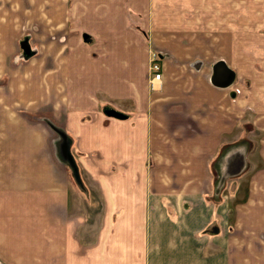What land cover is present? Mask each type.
I'll use <instances>...</instances> for the list:
<instances>
[{
	"label": "crops",
	"instance_id": "0c3cea01",
	"mask_svg": "<svg viewBox=\"0 0 264 264\" xmlns=\"http://www.w3.org/2000/svg\"><path fill=\"white\" fill-rule=\"evenodd\" d=\"M243 2L259 7L257 0H0L11 10V21L0 18L11 47L14 22L24 18L61 33L47 42L18 38L33 50L25 66L7 64L0 52V264H264V72L240 60L258 51L225 49L227 22L241 21ZM216 42L227 56L219 59L250 77L245 96L211 83ZM152 51L161 71L154 88ZM247 108L254 162L237 178H224L222 166L219 179L212 163ZM60 130L63 157L53 140ZM71 145L101 211L71 209L80 191L88 193L71 179Z\"/></svg>",
	"mask_w": 264,
	"mask_h": 264
},
{
	"label": "rangeland",
	"instance_id": "374dc122",
	"mask_svg": "<svg viewBox=\"0 0 264 264\" xmlns=\"http://www.w3.org/2000/svg\"><path fill=\"white\" fill-rule=\"evenodd\" d=\"M258 2V6L257 8L253 7H249L248 9V2H243L242 3V7L240 11H237V14H241V21L240 22H227V29H226V34H227V40H226V45L227 47L225 48L227 53L229 52V55L233 53V51H236V47L237 50L238 49H242L243 51H253V53H255V51L259 52V55H253L248 57V58H242L240 59L241 62L243 63V67H253L252 69L255 72V69L258 71L261 70L262 72H264L262 69H264V0H257ZM5 18L7 22L11 21V10L7 7H5V5L3 3H0V18ZM16 19V18H15ZM250 22H252V24H250ZM17 26L14 27L19 31H14L12 32V35L10 36L11 38V43H13V41H17L14 43V45L11 47V45H8L3 38H2V29L0 30V52L1 51H5V53L10 56V60L7 62V64H10L14 67H18V66H25L24 61H23V53H22V49L20 48V45L18 43V38L21 39L22 35H27V33L29 34H33L35 35V40L36 42L38 40H41V42H47L48 40H59V36H61V33L59 34H55V33H48L46 31H44V29H42V24L41 22H37V21H26L25 18L22 19V22H14ZM19 24V25H18ZM4 31H5V26L3 27ZM39 30L41 36H37L36 33H34L33 30ZM241 32V33H240ZM11 34V33H10ZM242 34V37H241ZM5 35H9L5 34ZM20 36V37H19ZM56 38V39H55ZM27 39V37H26ZM231 39V42L230 40ZM28 40V39H27ZM34 40V41H35ZM233 40L239 41L237 44L233 43ZM228 41V42H227ZM40 42V43H41ZM57 44H60L59 42H55ZM36 44V43H35ZM211 52L210 54V59L207 60L211 62L214 60H219V58H223V57H227L225 52H223V54L221 53H217V49L218 48V44L213 43V45H211ZM224 51V50H222ZM257 52V53H258ZM12 55V57H11ZM38 55V54H37ZM13 56L16 57V60H14L13 63ZM31 56V55H30ZM36 56V55H35ZM220 56V57H219ZM248 59V60H247ZM252 69H251V73H252ZM234 70H236L234 68ZM245 70V69H244ZM246 72H248V70H245ZM256 71V72H258ZM237 72V71H236ZM208 76V74H207ZM250 77H248V75L246 74H239L237 73L235 75V79L234 82L229 86L230 88H232L231 90H234L235 92V88H237L239 90V92L237 93V95L239 96H245V91H249L251 90V86H250ZM2 83H4V79H2V77L0 78V86L2 85ZM36 86L38 88H41V85H39L38 83L36 84ZM244 87H248V90H244ZM26 87L23 88V90L25 91ZM23 90L20 89V94L23 93ZM229 90V88H228ZM30 93V92H29ZM35 93V92H34ZM42 92H36L35 94H41ZM26 95V92L23 93V95ZM31 94V93H30ZM95 95L99 96L100 93L96 92ZM38 98H40V96H38ZM30 101H34L32 99V95L29 96V99L26 98L25 103ZM41 103H43V100H41ZM235 103V102H234ZM19 107V112L20 110H25L24 108H26L25 106H18ZM105 107L107 108L108 106L105 104ZM251 107V106H250ZM246 107H243V110H245ZM38 113L40 114H45V112H47L46 110H44L43 106H39L37 109ZM242 111V110H241ZM251 112V110L249 108H247L246 111H244L246 118H243L242 120V124H240V126L237 129H234V133H232V138H228V142H230L229 144H225L223 146H221L218 150L219 153L216 157V159L213 161L212 163V172L213 174L217 177V178H222V166H227L229 167V169H227V174L225 176H223L224 178H237L240 175H242L241 168H245L249 166V164L254 162V151H253V139H254V134L253 133V128L249 122V118L248 116L250 114H247ZM84 114H86L84 112ZM82 115L81 117H83L82 119L86 118V115ZM80 118V117H77ZM58 127H60L58 124H56ZM59 136H64V134L62 133V131L60 130L58 135L53 137L54 142L56 143L55 145L59 148L61 147V152H62V157L64 156V152H63V145L64 144V138L63 139ZM68 139V137L66 138ZM17 139H15L14 141L16 142ZM69 140V139H68ZM21 145V143H20ZM55 146V147H56ZM236 148L234 150V154L233 155H229L232 151H229L231 148ZM91 154V153H90ZM79 151L76 149V147L74 146H70L68 148V160L69 163L71 164V166H73V170H72V174L70 175H76L75 177L71 176V179H75V181H77V183H81L82 185V190L83 191H88V193L83 196V192L80 191L82 194V200L81 199H77L74 200V205L72 204L71 209L73 211H86L87 208L94 209V210H98L101 211L102 209V202L99 200L100 198V194L98 191V188L96 187H91L88 188L84 187L83 183H87L90 180V177L87 175L88 173L83 170L82 168H80V162H79ZM83 155V154H82ZM59 156V154H58ZM98 157V155L96 154V158ZM78 167H79V172H78ZM75 168V170H74ZM111 170L114 168L113 166L110 167ZM81 169V170H80ZM75 171V174H74ZM77 171V172H76ZM79 185V184H78ZM75 190L78 191V189L76 188ZM94 193L95 194H90L89 193ZM93 191V192H92ZM79 192V193H80ZM75 198V197H74ZM91 198L93 200H95V203L93 205V208H90V200ZM78 202V203H77ZM89 206V207H86ZM98 225V224H97Z\"/></svg>",
	"mask_w": 264,
	"mask_h": 264
},
{
	"label": "water",
	"instance_id": "95a60500",
	"mask_svg": "<svg viewBox=\"0 0 264 264\" xmlns=\"http://www.w3.org/2000/svg\"><path fill=\"white\" fill-rule=\"evenodd\" d=\"M20 48L22 49L24 57H28L33 54V50L30 49L28 40L26 38L20 41ZM234 78V70L231 69L223 60L219 59L212 64L210 81L213 85L225 88L231 85ZM233 94L234 92H231V95ZM106 113L118 118L124 117V114L114 110H107Z\"/></svg>",
	"mask_w": 264,
	"mask_h": 264
},
{
	"label": "built area",
	"instance_id": "2783aa9c",
	"mask_svg": "<svg viewBox=\"0 0 264 264\" xmlns=\"http://www.w3.org/2000/svg\"><path fill=\"white\" fill-rule=\"evenodd\" d=\"M150 63H149V72H150V78L148 80L149 86L151 88L155 87V82L160 80V75H161V71H160V63L158 60V55L156 54V52L152 51L150 52Z\"/></svg>",
	"mask_w": 264,
	"mask_h": 264
},
{
	"label": "flooded vegetation",
	"instance_id": "af4514ba",
	"mask_svg": "<svg viewBox=\"0 0 264 264\" xmlns=\"http://www.w3.org/2000/svg\"><path fill=\"white\" fill-rule=\"evenodd\" d=\"M235 79V78H234Z\"/></svg>",
	"mask_w": 264,
	"mask_h": 264
}]
</instances>
